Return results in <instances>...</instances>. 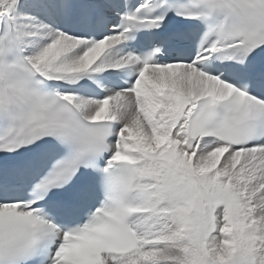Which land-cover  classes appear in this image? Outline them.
<instances>
[{
    "label": "snow or ice",
    "instance_id": "1",
    "mask_svg": "<svg viewBox=\"0 0 264 264\" xmlns=\"http://www.w3.org/2000/svg\"><path fill=\"white\" fill-rule=\"evenodd\" d=\"M0 264H264V0H0Z\"/></svg>",
    "mask_w": 264,
    "mask_h": 264
}]
</instances>
